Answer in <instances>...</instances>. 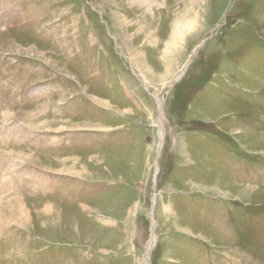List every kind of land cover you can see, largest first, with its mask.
I'll return each mask as SVG.
<instances>
[{
	"label": "rangeland",
	"instance_id": "rangeland-1",
	"mask_svg": "<svg viewBox=\"0 0 264 264\" xmlns=\"http://www.w3.org/2000/svg\"><path fill=\"white\" fill-rule=\"evenodd\" d=\"M133 1L0 0V264H264V0Z\"/></svg>",
	"mask_w": 264,
	"mask_h": 264
},
{
	"label": "bare ground",
	"instance_id": "bare-ground-1",
	"mask_svg": "<svg viewBox=\"0 0 264 264\" xmlns=\"http://www.w3.org/2000/svg\"><path fill=\"white\" fill-rule=\"evenodd\" d=\"M143 1H144V0H143ZM146 1H147V0H146ZM133 2H134V4H135V2H142V0H134ZM144 2H145V1H144ZM181 37H182V34H181L180 38H181ZM180 38L177 39V42L181 40ZM175 46H176V45H175ZM167 54H169V53L167 52Z\"/></svg>",
	"mask_w": 264,
	"mask_h": 264
}]
</instances>
